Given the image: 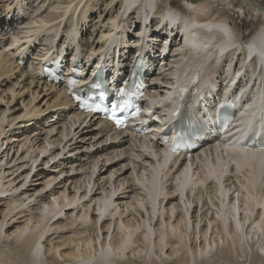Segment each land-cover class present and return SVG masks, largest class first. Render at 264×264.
<instances>
[{"label":"bare ground","instance_id":"bare-ground-1","mask_svg":"<svg viewBox=\"0 0 264 264\" xmlns=\"http://www.w3.org/2000/svg\"><path fill=\"white\" fill-rule=\"evenodd\" d=\"M43 1L0 0V264H204L214 251L220 258L215 264H229L255 248L264 255V150L208 136L189 162L186 156L171 159L163 139L176 120L163 108L196 102L209 84L228 80L227 86L246 65V52L264 65V24L243 46L247 34L219 6L239 2L263 15L264 6L256 0H182L177 9L184 42L170 40L172 52L153 60L156 66L146 75L153 116L114 131L109 121L78 109L66 83L47 81L44 67L64 55V62L90 74L109 47L124 53L138 26L162 18L171 29L177 0L157 4L151 19V0H108L106 14L95 12L103 0H49L40 12ZM241 6L234 8L240 13ZM153 28L150 35L156 36L159 27ZM191 70L202 75L197 92L191 88L177 98L178 80L188 89ZM242 77L239 93L250 94L264 72L252 68ZM162 100L166 104L158 105ZM240 103L242 133L235 140L248 121L264 125V88ZM21 122L41 130L13 128ZM79 143L81 148L67 151Z\"/></svg>","mask_w":264,"mask_h":264},{"label":"rangeland","instance_id":"rangeland-1","mask_svg":"<svg viewBox=\"0 0 264 264\" xmlns=\"http://www.w3.org/2000/svg\"><path fill=\"white\" fill-rule=\"evenodd\" d=\"M39 1H41V0H39ZM158 1H160V2H164V0H158ZM258 3H260L261 5H263L264 6V0H256ZM107 3H109V1L108 0H103V1H101L100 2V8L98 7V9L99 10H97V8L95 9V12L96 11H100V12H102L103 11V14H106L107 13V9H106V6H107ZM162 3L159 5V7L162 5ZM37 4V3H36ZM48 5H49V0H48V2L46 3V5H45V1H43L42 3H41V5L39 4V6L40 7H42V11L40 10V12H43L47 7H48ZM176 7L177 6H181V5H185V2H183L182 0H177V1H175V4H174ZM237 7H240L241 6V3H239V2H235L234 4H224V5H220L219 6V8H218V10L219 11H222L223 10V13L228 17V20L230 21V23L232 24V26H236V28L238 29V31L240 32V33H244V34H247V37L245 38L246 39V41H249V39L251 38V37H253V35L255 34V31H256V29H258L259 28V26H262L263 24H264V15L262 14V13H260V14H256L255 12H254V10L253 9H250L249 7H246V6H241V7H243V8H241L242 9V11L240 10V13H239V11L238 10H236L237 8H234L235 6ZM46 6V7H45ZM229 7H231V9L229 8ZM239 9V8H238ZM49 9H47L46 11H48ZM245 11V12H244ZM94 12V14H93V16L92 17H96V18H98V13H95ZM242 12H244L245 14H244V16L242 17L241 15H242ZM46 12H44L43 14H45ZM4 15V14H3ZM2 15V24H6V22H7V19L5 18H3L4 16ZM259 15V16H258ZM108 17V16H107ZM106 17V18H107ZM157 19H159V18H157ZM4 20V21H3ZM6 21V22H5ZM4 22V23H3ZM139 27V26H138ZM68 29V28H67ZM67 29H65V30H67ZM136 29V28H135ZM16 31V30H15ZM137 31H138V28H137ZM89 33V32H88ZM23 36L24 34L22 33H20V36ZM99 35V34H98ZM98 35H97V39H98ZM61 36V35H60ZM60 38V37H59ZM59 38L57 39V41H56V44L57 43H59ZM63 41V40H62ZM62 41H61V43L60 44H62ZM181 41V40H180ZM179 41V42H180ZM178 42V43H179ZM244 44V43H243ZM38 46H36V48H37ZM38 49V48H37ZM172 49V48H171ZM35 50V49H34ZM169 52H172V51H169ZM32 56H34V54H32ZM30 60H28L27 62H26V66H28L29 64H30V62H29ZM28 63V64H27ZM256 64V63H255ZM254 64V68L256 67V65ZM93 67H94V65H93ZM175 76V75H174ZM226 76H224V78H225ZM248 78V77H247ZM28 97L29 96H27L26 95V99H28ZM46 97H44V99H45ZM44 99H42L39 103H38V105H40V104H42L43 103V101H44ZM16 106H19V103H17L16 104ZM19 113V111L17 112V113H15L14 115H17ZM52 114H50V115H48V116H42V121L43 120H46L45 118H47V117H49V116H51ZM57 117L55 116V119H56ZM22 124V125H21ZM19 125H21V126H19ZM19 125H16V127L15 126H13V128H17L16 130H18V131H21L22 129H25L26 131H29L30 133H32V132H35V131H37V130H41L40 129V126L41 125H39L38 127L36 126H32L31 127V125H29L28 124V122H26V123H23V122H21ZM43 136V135H42ZM100 140H102L101 138H99L97 141H93V145L94 146H91V148L90 149H92L91 151H94L96 148H97V143H99V141ZM90 142H91V140H89L88 141V143L87 144H90ZM82 144H75V145H73L72 147H69L68 149H67V151H69L70 149H72V151H74V149L75 148H81L82 146H81ZM146 146V145H145ZM148 146H146V148H144V145H143V147H141L143 150L144 149H148L147 148ZM149 150H152L151 148L149 149ZM67 151H64V153L65 152H67ZM133 152V151H132ZM132 152H128V154H129V156H131L132 155ZM72 154L73 155H81V154H75V152H72ZM71 154V155H72ZM131 154V155H130ZM68 155H70V153H68ZM98 156H100V154H98ZM123 157V158H122ZM121 158L122 159H124V156H122ZM133 158V157H132ZM132 158H131V160H132ZM116 159H119V157H117ZM104 160L105 159H103L102 161L104 162ZM120 160V159H119ZM135 160V159H134ZM41 161V160H40ZM39 161V162H40ZM125 160H123V162H124ZM122 162V163H123ZM113 167H116V171H121L120 169H121V162H119V161H115L114 162V165H113ZM110 170V169H109ZM98 171V170H97ZM127 172H129V170L127 171ZM126 172V173H127ZM98 173H96V175H97ZM96 175H95V177H96ZM113 179H115V177H113ZM222 179V178H221ZM223 180V179H222ZM220 182H221V180H220ZM219 185H220V183H219ZM238 194V193H237ZM1 247V246H0ZM215 252L216 251H214L213 253V259L209 262V261H207V262H205L204 264H215L216 263V261L217 262H219L220 260H218V259H220L219 257H217V256H219V255H217V254H215ZM215 256V257H214ZM218 258V259H217ZM215 260V261H214ZM224 261V260H223ZM228 263L229 264H264V255H262V256H258L257 255V248H255V249H253L252 251L250 250V252H249V254H248V257H245V254H244V257L242 256L241 258H239V262H235V261H233L232 259H229V261H228Z\"/></svg>","mask_w":264,"mask_h":264},{"label":"snow or ice","instance_id":"snow-or-ice-1","mask_svg":"<svg viewBox=\"0 0 264 264\" xmlns=\"http://www.w3.org/2000/svg\"><path fill=\"white\" fill-rule=\"evenodd\" d=\"M75 83H76L75 80H70V84H75ZM84 87H85V88H89V87H90V88L96 89V88H99L100 85H99L98 83L93 82V83H91L90 85H85ZM119 91H120L121 93H124V89H123V88H121ZM100 96L103 97V96H104V93L101 92V93H100ZM77 99H79V97H77ZM89 107L91 108V105H89ZM97 107H99V105H97ZM118 107H124V105H123V104H115V103L112 104V109H113V111H114L116 108H118ZM117 123H120L119 119H117Z\"/></svg>","mask_w":264,"mask_h":264}]
</instances>
